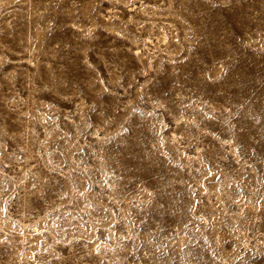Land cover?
Returning a JSON list of instances; mask_svg holds the SVG:
<instances>
[{
    "label": "rangeland",
    "instance_id": "obj_1",
    "mask_svg": "<svg viewBox=\"0 0 264 264\" xmlns=\"http://www.w3.org/2000/svg\"><path fill=\"white\" fill-rule=\"evenodd\" d=\"M0 264H264V0H0Z\"/></svg>",
    "mask_w": 264,
    "mask_h": 264
}]
</instances>
